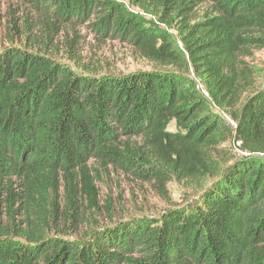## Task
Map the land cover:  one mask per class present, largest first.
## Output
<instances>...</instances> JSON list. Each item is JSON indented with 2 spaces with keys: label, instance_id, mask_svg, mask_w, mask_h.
Masks as SVG:
<instances>
[{
  "label": "trees",
  "instance_id": "obj_1",
  "mask_svg": "<svg viewBox=\"0 0 264 264\" xmlns=\"http://www.w3.org/2000/svg\"><path fill=\"white\" fill-rule=\"evenodd\" d=\"M20 1L52 32L85 27L155 69L90 77L0 51V264H264V78L241 61L264 49V0H124L144 16L120 0ZM228 142L243 155L188 204L83 238L47 223L62 190L68 202L80 183L92 192L89 162L148 181L157 164L194 178Z\"/></svg>",
  "mask_w": 264,
  "mask_h": 264
},
{
  "label": "rangeland",
  "instance_id": "obj_2",
  "mask_svg": "<svg viewBox=\"0 0 264 264\" xmlns=\"http://www.w3.org/2000/svg\"><path fill=\"white\" fill-rule=\"evenodd\" d=\"M120 2L131 12L144 16L127 1ZM204 9L205 6L200 7L197 16H201ZM170 34L178 39L175 30ZM9 47L40 53L82 76L117 77L155 69L128 44L103 41L85 27L69 26L61 33L59 30L52 32L20 0H0V51ZM250 51V56L241 57L243 68L250 70L256 76V83L261 84L264 49ZM195 79L202 89V82ZM221 116L227 125L234 126L227 115ZM168 130L175 132V127L170 125ZM131 145L148 152L139 140L132 141ZM210 154L211 160L207 162L205 159L207 165L199 168L194 178L175 174L157 164L161 174L153 181L137 179L118 168L89 162L92 192L80 183L78 194L68 202L62 190L53 201L54 207L49 206L50 201L45 205L47 214H50H46L47 223L52 230H63L72 238H83L95 230L131 219L157 216L171 207L188 204L214 179L210 175L214 168L230 164V154L243 155L238 145L231 142L211 150ZM15 220L24 221V217L16 216Z\"/></svg>",
  "mask_w": 264,
  "mask_h": 264
}]
</instances>
